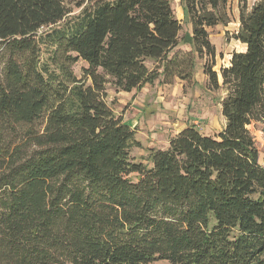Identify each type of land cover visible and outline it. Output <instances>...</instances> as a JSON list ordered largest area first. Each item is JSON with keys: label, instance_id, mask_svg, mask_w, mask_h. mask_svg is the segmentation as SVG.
Segmentation results:
<instances>
[{"label": "trees", "instance_id": "1", "mask_svg": "<svg viewBox=\"0 0 264 264\" xmlns=\"http://www.w3.org/2000/svg\"><path fill=\"white\" fill-rule=\"evenodd\" d=\"M229 1L182 0V36L170 0H0V264H264V0L241 5L245 51L217 73ZM198 60L224 129L137 161L107 87L191 85Z\"/></svg>", "mask_w": 264, "mask_h": 264}, {"label": "rangeland", "instance_id": "2", "mask_svg": "<svg viewBox=\"0 0 264 264\" xmlns=\"http://www.w3.org/2000/svg\"><path fill=\"white\" fill-rule=\"evenodd\" d=\"M170 1L176 17L182 16V12L185 14L182 0ZM244 1L252 5L257 0H230L227 11L231 23L209 30L210 40L217 49L216 67L213 69L217 73H220L221 68L229 67L235 52L245 51V47L234 39L239 30V10ZM81 11L75 8L69 18L78 16ZM181 23L184 29L182 36L191 34L190 21L181 17ZM182 48L189 50L190 46ZM203 65L202 61H197L195 80L191 85H186L179 80L174 85H163L162 79L153 85H147L146 88L151 92L145 102L135 106L137 109L129 106L130 102L125 99V96H121L110 86L107 87L108 104L117 115L121 114L124 120L128 118L126 122H131L132 119L139 122L135 130L141 147L133 151L137 161H145L150 149H166L170 140L188 127L195 126L205 136L215 137L222 132L226 123L222 116L221 104L225 91L209 89L208 77L203 72ZM148 66L153 67V64L148 63ZM86 67L88 64L84 61H79L75 65L74 72L78 78L83 76V70ZM248 129L255 137L256 146L260 152V163L264 167V124H253Z\"/></svg>", "mask_w": 264, "mask_h": 264}, {"label": "crops", "instance_id": "3", "mask_svg": "<svg viewBox=\"0 0 264 264\" xmlns=\"http://www.w3.org/2000/svg\"><path fill=\"white\" fill-rule=\"evenodd\" d=\"M182 14V16H178L177 18H178V20L181 22V17H182V19H187L188 21H189V16H187V14L185 15L183 12L181 13ZM191 25V24H190ZM182 47H184V46H182ZM182 47H180V49H182V50H186V49H183ZM147 86V85H146ZM146 86L141 90V91H139V92H133V93H130V94H128V93H120V95L121 96H125V99L128 101L129 100V102L130 103H128L129 104V106L130 107H132L133 109H137L135 106H139V103H143V102H145V100H147L148 99V96H149V94H150V90L148 89V88H146ZM126 106V105H125ZM147 107V106H146ZM146 107H145V109H146ZM127 113L129 114V112L127 111ZM118 115H120V116H122L121 114H118ZM123 117V116H122ZM128 118H126L125 120H124V117H123V122L127 125V126H129L130 128L132 127L133 129H135L136 128V126L139 124V122L137 121V120H133L132 119V121L131 122H126V120H127ZM129 121V120H128ZM133 123V124H132ZM179 133V132H178Z\"/></svg>", "mask_w": 264, "mask_h": 264}]
</instances>
